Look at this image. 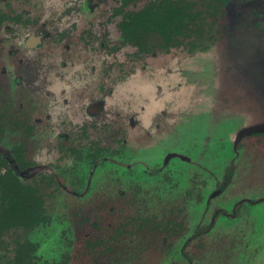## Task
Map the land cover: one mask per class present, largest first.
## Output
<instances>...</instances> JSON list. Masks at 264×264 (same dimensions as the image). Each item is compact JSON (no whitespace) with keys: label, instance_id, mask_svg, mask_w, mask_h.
Wrapping results in <instances>:
<instances>
[{"label":"rangeland","instance_id":"obj_1","mask_svg":"<svg viewBox=\"0 0 264 264\" xmlns=\"http://www.w3.org/2000/svg\"><path fill=\"white\" fill-rule=\"evenodd\" d=\"M59 1L33 0L41 8L33 14ZM249 1L232 0L214 47L188 51L186 43L173 58L147 59V68L93 73L73 51L64 54L66 69L48 62L24 70L35 87L28 118L42 122L29 133L6 117L1 153L24 142L37 164L26 174L49 171L57 181L44 196L50 224L6 235L0 264L11 261L16 235L36 245L39 264H264V134L238 140L243 129L264 128V22L243 14ZM49 49L57 65L63 52ZM10 64L1 51L0 90L18 105L27 96L11 86ZM108 89L105 114L88 118L84 105ZM79 126L95 144L83 155L77 141L60 149Z\"/></svg>","mask_w":264,"mask_h":264},{"label":"flooded vegetation","instance_id":"obj_2","mask_svg":"<svg viewBox=\"0 0 264 264\" xmlns=\"http://www.w3.org/2000/svg\"><path fill=\"white\" fill-rule=\"evenodd\" d=\"M32 1L33 0H0V52H7L9 59L12 64H14L13 66L10 64V68H14L12 73L14 75L16 74V77H12L13 81L10 82L11 86L18 90H22L24 92L23 97L25 94L27 96L26 102H23L29 104L28 110H26L23 102L16 105L13 101V95L9 94L10 92L7 93V96L9 95L7 99L3 97L4 92L0 90V136L6 129L4 126V120H7L6 117H9L8 120H10L17 129L21 125L22 128H20L22 131L25 127H28L29 133H32L34 128L36 129V126L42 122L39 118L35 120H32L31 117L28 118L30 115L29 113L32 112L29 107L32 102L34 103V95H30L29 91H32L30 87L35 88L32 86V84H34L32 79L26 77V73H24V70L28 68H46L49 62L48 68L66 69L67 59L64 54L66 52L77 51L78 53L76 56L78 58V63L82 61L81 63H85L93 73L97 72V68H102L100 73H105V75L109 76V72L113 71V68H137L138 64H141V68H147V59L162 58L163 56H171V58H173L177 55L178 50L184 49L186 46L184 45L181 48L177 46L164 48L162 42L163 37L160 34H156L154 40L153 37L145 40L144 52H140L139 49L129 44V41L123 38L120 25L127 20V14L131 6L130 3L125 4L122 1L113 0H100L92 3V0H89L87 2V12L89 16L85 17L83 16L84 0H62L58 3H49L47 12L44 13L42 10V14L38 15H34L33 13H37L40 7H37ZM230 2L232 3V0H230ZM157 3L161 5L163 1ZM103 4H106V7L103 6ZM149 4L150 2L147 0L138 3L142 9H146ZM246 4L249 6L247 5L248 7L246 11L244 9L243 14L246 16L251 15L252 22L255 21L259 24H263L264 0H253ZM58 6L60 9L55 11V8ZM30 7H32V9H30ZM103 8L104 10L102 13L100 15L97 14L99 9ZM105 8L107 9L105 10ZM49 12H54V14L50 16L48 15ZM113 31L117 34V38L113 40V44H111ZM257 35H259V33H257ZM22 44L23 47H21ZM187 45L189 46L188 51L194 50L191 45ZM49 48H54L57 52H63L57 65L52 63V56H49V54H51ZM1 74L4 75L2 71L0 75ZM55 76L59 77L60 74L56 72ZM107 81L109 83L111 82L109 79ZM101 89L107 90V88H100L101 94ZM44 90L45 97H49L48 95L51 93L50 89L47 88ZM108 90L110 93L104 91L103 95H101L102 97L92 98L84 105L85 107L83 106L84 112L88 118L97 119L105 114L107 106L106 96L113 93L112 90ZM66 91L67 89H64V87L59 91V94H61L60 97L63 99L62 104L65 106L69 103V101H67ZM23 108L24 110H22ZM70 114L72 113L70 112ZM66 115H68V113ZM75 116H78L76 112ZM47 118L49 119L51 117L47 116ZM31 121L35 123V125L32 124L33 126H30L29 123ZM65 123L67 124V121H65L63 125H65ZM45 127V132L49 131L52 134L55 133L50 125L47 124ZM70 132V135L64 137L62 140L63 142L60 143V149H62L61 145L64 143L77 141L78 154L83 155L87 152L86 150L90 145L95 144L94 141L90 139V135H87L86 126H79L78 129ZM260 133L264 134V130L260 131ZM62 137L63 136L60 135V139H62ZM120 141L121 143L124 142V140L122 141L121 139ZM97 146L98 152L103 150V147ZM2 150L3 148H0V175H5L11 170L15 176L19 177L22 183L28 185L36 184L32 187L41 191L40 196L44 200V196L47 194L46 191L49 190H46L48 184L51 181H57L56 174L49 171L48 173L47 171L43 172L36 177H32V174H26L28 172L27 170H31L33 167L37 166V164L35 159L28 156L24 142H21L16 149L12 148L7 150L6 153H1ZM88 157L91 159L92 157L95 158L96 155L93 152ZM97 157L99 156L97 155ZM61 158H64L63 154ZM97 159L94 164L97 163ZM94 164H92V166ZM54 184H57V182ZM47 214L46 212V215ZM45 224L49 225L50 222H45ZM26 260L39 264L36 250L32 253L31 257Z\"/></svg>","mask_w":264,"mask_h":264},{"label":"trees","instance_id":"obj_3","mask_svg":"<svg viewBox=\"0 0 264 264\" xmlns=\"http://www.w3.org/2000/svg\"><path fill=\"white\" fill-rule=\"evenodd\" d=\"M113 1L130 3L127 20L120 28L123 38L140 52L145 50V40L151 37L154 40L156 34L163 37L164 48H181L186 42L192 49H197L200 42H208L214 47L219 35L223 34L221 30L224 27L226 8L231 3L230 0H147L150 4L142 9L138 3L145 0ZM160 1L163 4L157 3ZM40 193L37 188L22 183L11 170L0 175V246L10 232L25 233L51 221L46 215ZM17 237L14 239L16 248L6 251L12 258L8 264H35L26 259L35 252L36 245L28 239L19 242Z\"/></svg>","mask_w":264,"mask_h":264},{"label":"water","instance_id":"obj_4","mask_svg":"<svg viewBox=\"0 0 264 264\" xmlns=\"http://www.w3.org/2000/svg\"><path fill=\"white\" fill-rule=\"evenodd\" d=\"M262 130H264V128H261V127H254V128H246V129H243V130H241V132L238 135V140L242 139L245 136L251 135L253 133L260 132Z\"/></svg>","mask_w":264,"mask_h":264}]
</instances>
